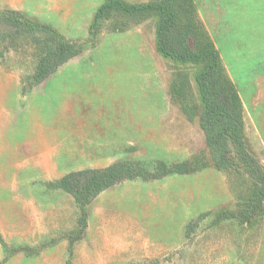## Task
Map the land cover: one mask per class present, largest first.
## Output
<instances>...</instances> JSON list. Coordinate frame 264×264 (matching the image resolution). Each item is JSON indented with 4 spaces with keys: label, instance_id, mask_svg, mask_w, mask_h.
<instances>
[{
    "label": "rangeland",
    "instance_id": "1",
    "mask_svg": "<svg viewBox=\"0 0 264 264\" xmlns=\"http://www.w3.org/2000/svg\"><path fill=\"white\" fill-rule=\"evenodd\" d=\"M106 1L0 0L22 25L46 24L83 46L36 83L38 34L0 33V263L2 237L15 250L4 264H264V208L247 210L251 181L215 166L200 127L195 76L205 62L160 51L159 10L113 7L92 26ZM166 9L171 40L184 32L215 44L264 168V0H172ZM182 103L197 105L193 118ZM120 160L140 162L145 176L99 194L86 226L74 198L48 187ZM177 165L187 172H171Z\"/></svg>",
    "mask_w": 264,
    "mask_h": 264
},
{
    "label": "trees",
    "instance_id": "2",
    "mask_svg": "<svg viewBox=\"0 0 264 264\" xmlns=\"http://www.w3.org/2000/svg\"><path fill=\"white\" fill-rule=\"evenodd\" d=\"M171 3L172 0H169L164 4L147 3L130 7L121 0H108L99 8L92 26L113 7H121L131 12L159 10L160 21L157 33L160 51L164 55L181 60L195 59L205 62L204 67L195 76L203 102V108L198 113L200 127L204 131L215 166L235 169L251 181L253 190L247 201V210L251 209L256 213L264 208V168L246 144L238 93L223 72L221 56L213 42L209 41L205 46L198 45L196 38L189 40V35L184 32H179L176 38L170 39V34L176 30L173 13L166 9ZM2 26L6 29L2 31L0 29V33L11 37L22 35L26 31L38 34L37 42L41 47L42 55L34 71L36 83L55 73L61 65L81 52L83 47L59 35L46 24L27 21L22 25L18 17L10 11L0 10V28ZM3 53L4 50L0 46V57L4 56ZM181 107L189 118L195 116L197 105L182 103ZM170 171L186 173L187 168L185 165H177ZM145 174L146 170L140 162L120 160L104 168L71 170L61 178L48 182V187L61 189L74 198L81 209L80 221L86 226L87 206L92 200L124 178H135ZM155 176V174L150 175V177ZM1 244L5 250V257L0 264H4L15 250L9 248L2 237Z\"/></svg>",
    "mask_w": 264,
    "mask_h": 264
}]
</instances>
